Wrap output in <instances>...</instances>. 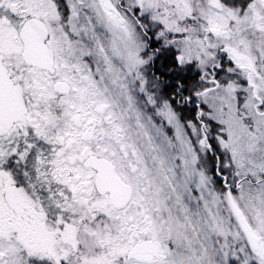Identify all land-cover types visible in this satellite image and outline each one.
I'll return each instance as SVG.
<instances>
[{
    "label": "snow or ice",
    "instance_id": "1",
    "mask_svg": "<svg viewBox=\"0 0 264 264\" xmlns=\"http://www.w3.org/2000/svg\"><path fill=\"white\" fill-rule=\"evenodd\" d=\"M0 264H264V0H0Z\"/></svg>",
    "mask_w": 264,
    "mask_h": 264
}]
</instances>
